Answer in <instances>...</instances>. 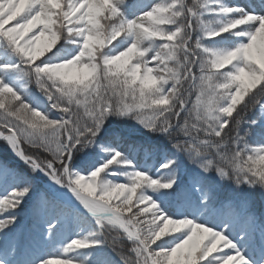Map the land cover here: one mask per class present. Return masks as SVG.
<instances>
[{
  "label": "snow or ice",
  "instance_id": "obj_1",
  "mask_svg": "<svg viewBox=\"0 0 264 264\" xmlns=\"http://www.w3.org/2000/svg\"><path fill=\"white\" fill-rule=\"evenodd\" d=\"M0 144V264H264V0H0Z\"/></svg>",
  "mask_w": 264,
  "mask_h": 264
},
{
  "label": "trees",
  "instance_id": "obj_2",
  "mask_svg": "<svg viewBox=\"0 0 264 264\" xmlns=\"http://www.w3.org/2000/svg\"><path fill=\"white\" fill-rule=\"evenodd\" d=\"M0 157L7 158V159H9V160H12V158H13V157L11 156L10 153H5V152L3 151V145H2V144H0ZM113 256H114V258L119 259V257L116 256L115 253H113Z\"/></svg>",
  "mask_w": 264,
  "mask_h": 264
},
{
  "label": "rangeland",
  "instance_id": "obj_3",
  "mask_svg": "<svg viewBox=\"0 0 264 264\" xmlns=\"http://www.w3.org/2000/svg\"><path fill=\"white\" fill-rule=\"evenodd\" d=\"M13 159V158H12Z\"/></svg>",
  "mask_w": 264,
  "mask_h": 264
}]
</instances>
